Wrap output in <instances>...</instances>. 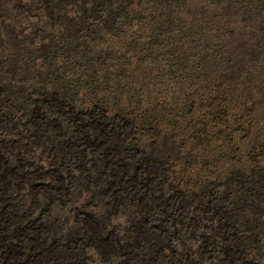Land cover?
Listing matches in <instances>:
<instances>
[{
  "label": "trees",
  "instance_id": "obj_1",
  "mask_svg": "<svg viewBox=\"0 0 264 264\" xmlns=\"http://www.w3.org/2000/svg\"><path fill=\"white\" fill-rule=\"evenodd\" d=\"M0 113V165L67 190L19 210H97L128 239L111 264H264V0H0ZM92 114L131 125L111 166L134 186L81 164ZM157 216L170 246L149 257L132 229Z\"/></svg>",
  "mask_w": 264,
  "mask_h": 264
},
{
  "label": "rangeland",
  "instance_id": "obj_2",
  "mask_svg": "<svg viewBox=\"0 0 264 264\" xmlns=\"http://www.w3.org/2000/svg\"><path fill=\"white\" fill-rule=\"evenodd\" d=\"M86 123L89 127L83 146L95 143L100 145L101 149L98 150L99 158L96 161L94 157L87 155L81 164L93 169L95 167L99 172L101 184L110 191L114 188L111 185L112 180L113 182L117 180V183L125 180L134 186L137 181L134 173L124 176L126 161L119 159L114 167L111 166L112 157L131 144V125L128 122L111 123V120L98 114L90 115ZM106 131L110 134L106 135ZM1 158L3 159L2 166L0 165L1 264H74L79 258L80 264L86 257L91 264H111L113 259L124 257L128 251V244L124 242L128 239L124 237V232L111 230V226L101 219L100 212L95 209L94 212L91 208H83L69 221L63 217L58 221L48 219L44 209L37 207H29L31 210L27 213L20 211L19 208L25 205L21 204L24 200L21 198L23 194L30 195L31 191L33 193L43 191L48 195L65 194L67 190L64 179L62 176L56 177L57 186H53L49 180L43 179L42 171L38 169L34 171L29 162L22 159H6L2 155ZM111 171H114L112 176ZM15 184L21 185L22 194L11 192ZM161 202H164V199ZM35 205L36 203L33 204ZM56 222L59 223L55 226ZM164 226L158 216L151 222L146 221V218L143 221L138 220L133 224L131 241L133 244L141 243L147 246L149 257H153L161 251L168 250L170 246V240L163 232ZM62 234L67 235L62 237ZM67 241L71 242V245ZM81 246L87 248L83 250ZM117 263L122 264V260H118Z\"/></svg>",
  "mask_w": 264,
  "mask_h": 264
}]
</instances>
